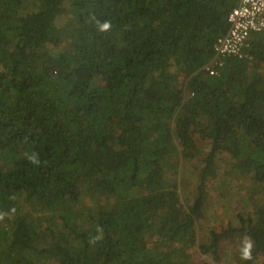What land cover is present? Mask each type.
<instances>
[{
    "label": "trees",
    "instance_id": "16d2710c",
    "mask_svg": "<svg viewBox=\"0 0 264 264\" xmlns=\"http://www.w3.org/2000/svg\"><path fill=\"white\" fill-rule=\"evenodd\" d=\"M234 5L0 0V264H209L187 241L222 163L262 194L199 249L259 264L264 33L214 60Z\"/></svg>",
    "mask_w": 264,
    "mask_h": 264
},
{
    "label": "rangeland",
    "instance_id": "374dc122",
    "mask_svg": "<svg viewBox=\"0 0 264 264\" xmlns=\"http://www.w3.org/2000/svg\"><path fill=\"white\" fill-rule=\"evenodd\" d=\"M228 165L219 164L217 166V170H215L214 174H211L208 177L209 182L206 187L207 194L205 196L208 204H205L200 209L199 213L203 216H207L208 218L205 220H201L200 224L203 225V230L201 232L203 234H196L194 243L192 241H187L192 244L188 251L187 260L189 262H201L204 261L209 264H238L239 263V246L241 239H235L234 234L229 235L228 237H224L221 242L217 243V251L222 255H218V259L213 261L211 254L205 255L202 254L199 245L202 243L209 244L212 241L213 236L210 234V230L215 229L217 232L221 230V228L229 221L234 223V209L233 205L237 204V206L244 207L249 206L251 208L255 202V200L260 197L262 194V190L255 184L254 181H250L249 178H246L243 175H239L238 172L229 171ZM188 178L192 179L191 175L193 173V169L187 170ZM220 185V189L217 186ZM210 188V189H209ZM221 194V198H225L224 200H216L214 201L215 196ZM214 201V202H213ZM212 202V203H211ZM222 204V205H220ZM87 205V203H85ZM227 205V210L225 206ZM212 210H215L219 213H215ZM213 228V229H212ZM243 245H248V240L242 239ZM177 262L183 260V257H175ZM259 264H264V255H260L257 261Z\"/></svg>",
    "mask_w": 264,
    "mask_h": 264
},
{
    "label": "built area",
    "instance_id": "2783aa9c",
    "mask_svg": "<svg viewBox=\"0 0 264 264\" xmlns=\"http://www.w3.org/2000/svg\"><path fill=\"white\" fill-rule=\"evenodd\" d=\"M231 1L235 5L227 17L228 30L215 42L214 60L218 57L239 56L252 33H264V0ZM206 69L210 74L214 73Z\"/></svg>",
    "mask_w": 264,
    "mask_h": 264
},
{
    "label": "clouds",
    "instance_id": "9594fccd",
    "mask_svg": "<svg viewBox=\"0 0 264 264\" xmlns=\"http://www.w3.org/2000/svg\"><path fill=\"white\" fill-rule=\"evenodd\" d=\"M109 27H110V25H109L108 23H104V24L100 25V30H101V31H105V30H107ZM250 248H251V243H249V244L245 247V249H244V253H243V255H244V258H245V259L250 258V251H249Z\"/></svg>",
    "mask_w": 264,
    "mask_h": 264
}]
</instances>
